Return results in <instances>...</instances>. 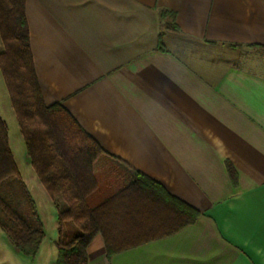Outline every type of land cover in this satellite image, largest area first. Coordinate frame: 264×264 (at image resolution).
<instances>
[{
  "label": "crops",
  "instance_id": "1",
  "mask_svg": "<svg viewBox=\"0 0 264 264\" xmlns=\"http://www.w3.org/2000/svg\"><path fill=\"white\" fill-rule=\"evenodd\" d=\"M26 17L45 103L200 212L179 227L168 203L119 194L120 250L98 233L88 264H264V54L214 49L264 47V0H26ZM12 246L1 229L0 264Z\"/></svg>",
  "mask_w": 264,
  "mask_h": 264
},
{
  "label": "trees",
  "instance_id": "2",
  "mask_svg": "<svg viewBox=\"0 0 264 264\" xmlns=\"http://www.w3.org/2000/svg\"><path fill=\"white\" fill-rule=\"evenodd\" d=\"M177 31L172 13L163 12ZM171 18V19H170ZM0 70L25 139L33 169L57 207L58 255L55 264H88L87 247L102 233L107 255L118 252L112 213L119 194L143 193L166 202L179 227L193 223L200 212L173 197L160 183L122 162L98 174L95 164L107 152L61 103L46 104L37 77L26 17V0H0ZM162 47V46H161ZM263 50L264 47L253 46ZM78 228L65 238L64 226ZM0 227L22 254L35 258L45 237L44 223L23 180L0 117Z\"/></svg>",
  "mask_w": 264,
  "mask_h": 264
},
{
  "label": "rangeland",
  "instance_id": "3",
  "mask_svg": "<svg viewBox=\"0 0 264 264\" xmlns=\"http://www.w3.org/2000/svg\"><path fill=\"white\" fill-rule=\"evenodd\" d=\"M0 38V52L3 51ZM221 55L233 59L235 62L247 63L259 54H264L259 48L234 47V46H215ZM0 117L6 122L8 127L9 143L12 149L15 161L19 167L23 180L30 189L33 198L37 204L39 215L44 223L45 237L40 246L39 252L35 258L26 256L22 253L17 254V249L12 246L11 264H55L58 247L59 223L57 219V207L54 201L46 192L39 177L32 167L27 153L25 139L20 129L19 121L11 104L8 90L6 88L1 70H0ZM114 162H109L105 156L101 157L95 164L98 174L109 172ZM65 238L69 239L77 234L78 228L71 222L64 226ZM1 231V227H0Z\"/></svg>",
  "mask_w": 264,
  "mask_h": 264
}]
</instances>
